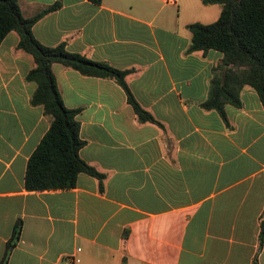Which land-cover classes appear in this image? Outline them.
<instances>
[{"label":"crops","instance_id":"crops-1","mask_svg":"<svg viewBox=\"0 0 264 264\" xmlns=\"http://www.w3.org/2000/svg\"><path fill=\"white\" fill-rule=\"evenodd\" d=\"M175 1L19 0L24 17L59 4L34 38L131 71V94L160 125L140 123L114 81L53 64L64 106L78 111L79 155L106 178L102 189L79 174L72 189L27 191L29 157L50 123L30 103L33 59L9 33L0 45V264L18 223L7 264H252L264 227V105L244 89L226 122L201 107L222 55L190 53L187 26L208 24L201 18L215 5Z\"/></svg>","mask_w":264,"mask_h":264},{"label":"trees","instance_id":"trees-1","mask_svg":"<svg viewBox=\"0 0 264 264\" xmlns=\"http://www.w3.org/2000/svg\"><path fill=\"white\" fill-rule=\"evenodd\" d=\"M88 1L99 5L102 0ZM201 2L205 6H220V14L214 23L187 26L191 36L189 52L214 50L222 55L220 64L213 69L208 97L201 107L216 111L226 122L225 107L241 108L240 96L244 89L255 92L264 105V0ZM58 8L59 4H55L43 8L32 17H24L19 0H0V45L9 33L18 34L17 50L30 55L34 62V68L25 78L27 82L36 84L30 103L42 106L50 123L48 131L29 157L24 186L30 192L68 190L75 187L79 174H86L97 179L102 189L105 175L85 163L79 155L85 142L79 135L78 111L64 106L52 65L60 64L82 76L114 81L124 90L127 102L140 123L160 124L131 94L126 83L131 71H119L107 64L92 62L82 55L69 53L63 44L45 47L34 38L33 25ZM263 228L252 264H258V255L263 246ZM20 230L21 224L18 223L1 264H7Z\"/></svg>","mask_w":264,"mask_h":264},{"label":"rangeland","instance_id":"rangeland-1","mask_svg":"<svg viewBox=\"0 0 264 264\" xmlns=\"http://www.w3.org/2000/svg\"><path fill=\"white\" fill-rule=\"evenodd\" d=\"M219 12H220V6H218V5L209 6L207 11L204 12L206 15L205 18H201V19H204V22L208 23V24L214 23L217 20ZM208 24H206V25H208Z\"/></svg>","mask_w":264,"mask_h":264},{"label":"built area","instance_id":"built-area-1","mask_svg":"<svg viewBox=\"0 0 264 264\" xmlns=\"http://www.w3.org/2000/svg\"><path fill=\"white\" fill-rule=\"evenodd\" d=\"M169 3L171 4H175L176 1L175 0H168ZM65 263L66 264H75V256H70L68 258L65 259Z\"/></svg>","mask_w":264,"mask_h":264}]
</instances>
